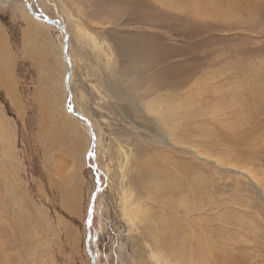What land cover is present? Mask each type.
Segmentation results:
<instances>
[{
  "label": "rangeland",
  "instance_id": "obj_1",
  "mask_svg": "<svg viewBox=\"0 0 264 264\" xmlns=\"http://www.w3.org/2000/svg\"><path fill=\"white\" fill-rule=\"evenodd\" d=\"M18 1L0 0V129L6 132L4 139L0 137V246L3 247L0 264H90L84 240L95 178L88 164L82 166L86 135L76 120L73 121L80 136L62 129L58 119L62 110L59 89L62 69L54 28L45 23L52 28L47 36L53 44L44 36L29 35L27 21L15 5ZM252 1L255 4L248 7L243 3L236 6L228 0H199L197 6L195 0L187 6L171 0H153L154 7L167 12L168 18L152 20L168 24L163 31L165 35L179 34L177 40L171 36V43L177 42L182 48L187 90L196 91L197 97L188 109L194 108L198 114L186 122V127L193 131L203 151L199 158L187 151L182 158L194 164L203 185L210 186L201 194L208 205L197 218L207 228L203 241L216 246L215 264H264V203L248 177L238 172L242 168L214 165L212 156L217 152H234L250 159L255 156V165L249 167L257 174L264 194V130L245 137L239 147L224 139L247 126L244 121L253 115V104L264 88V0ZM31 3L35 11L60 18L70 31L74 28L71 88L78 94L84 93L87 101L81 99L80 104L84 109L92 107L96 113L93 120L97 122L101 140L99 153L96 141V163L102 186L94 201L91 229L94 252L100 264H153L149 257H137L136 247L146 253L144 244L137 240L143 223L135 218V228L128 230L124 207L139 202L148 215L170 210L148 198L149 194L143 193L139 200L133 195L130 178L135 169L127 155L140 119L131 121L108 107L99 56L91 48L90 39L75 30L74 14L86 31L94 29L89 33L97 36L102 30L93 22L97 19L86 16L93 9L76 8L70 0H31ZM93 3L99 4L96 0ZM100 4L102 11H113L110 3ZM119 6L122 12L119 20H129L128 14H123L124 5ZM102 19L108 17L103 15ZM65 104L64 110L69 113ZM71 145L74 151L70 152ZM230 167L236 171L227 169ZM210 217L213 221L208 220Z\"/></svg>",
  "mask_w": 264,
  "mask_h": 264
},
{
  "label": "bare ground",
  "instance_id": "obj_2",
  "mask_svg": "<svg viewBox=\"0 0 264 264\" xmlns=\"http://www.w3.org/2000/svg\"><path fill=\"white\" fill-rule=\"evenodd\" d=\"M86 1L90 4H87ZM94 1L95 0H70V2H72L73 6L76 8H84L86 10L89 8L93 9L91 12H88V15L86 16L97 19L93 22L99 26V30L100 28L102 29L101 31L98 30V33L96 32L97 36L89 33L94 29L92 31H86V29L82 26L78 16H74L75 14L71 15L76 21L75 30H77V34L84 35L85 37L89 38L90 43L92 44L91 48H93L94 52L97 54V56H99V62L101 64L99 69L101 70V75L104 78L103 83H105L106 86L105 95L108 98V107L118 111L123 118L131 119V121L136 122L135 119H140L139 122H136L138 125L136 130L137 134L135 133L136 137H134L131 147L132 149L127 155V157L130 156V162H132V167L135 169L133 176L130 178L134 191L133 195L139 200V198L143 196V193L145 195L149 194L148 198H151L155 203L160 204L163 208L170 210V213L161 212L148 215L146 214L148 212L144 211L145 209H142L141 206H139V202L136 203L138 205L135 204L130 208H127V205H125V214H127L128 217V220L125 221H127L128 230L135 228L133 221L135 218H139L138 220L143 223L141 228L142 230L140 231V237L137 236V240L139 241V244H141L140 241L144 244L146 253H144V249L143 251H139L136 247L134 249H136L138 252L137 257H149V261H153V264H215V258L217 255L214 253V248H216V246L214 247V244L209 245L206 243V241H203L205 238H207V228L206 225H202L203 223L200 221L201 218H197V214L203 211L208 205V203L205 202V199V201L202 200L201 194L207 192L210 186H208L209 188L205 187L202 183V180H200V178L197 176L200 174L198 173L197 167H193L194 164L182 158L186 151L187 153L189 152L190 154L199 158L202 155L200 151L203 150L199 149L198 142L194 135H192L193 131L191 130L192 132H190V129L186 127L187 121H191L197 117L198 113L194 108L188 109L192 105L191 102L197 96L195 90H187V79L185 77L186 72H184L182 69V48L180 45L176 44L177 42L175 44L171 43V39L175 38L177 40L178 38L176 36H179V34L174 33V35H165L166 33L164 34L163 31L164 29L168 28V24L163 23L162 21L158 22L156 20H152L154 17V19L159 18L161 20L168 18L167 12L165 14L163 11H158L154 7L153 0H96L99 2L98 5H95L94 3L92 4ZM101 1L110 3L109 6L113 8V11H102V4H100ZM171 1H175L181 6H187L193 0ZM228 1H230L232 4H236V6L247 4V6L250 7L255 4V1L252 0ZM28 2L32 5L31 0H28ZM84 2L86 4H84ZM195 2L197 6L199 0H195ZM120 4L121 6L122 4L124 5L123 14H128V17H130L129 20H119V17L122 13L119 9L121 8L119 6ZM15 5L21 16H23V18L27 21L28 34L30 35L32 33L35 37L44 36L49 42L53 44L52 38L47 36V33L49 34L52 28L48 27L45 24L46 22L34 20V17H31L32 15H28L25 11L26 9H24L26 5L24 4L23 0L15 2ZM200 6L201 5L199 4L198 7ZM107 12L109 13L106 14ZM40 13L44 14L43 12ZM44 15L51 18L50 15ZM103 15L107 16L108 20H103ZM58 19L61 20L60 18ZM61 23L63 24L67 33L68 48L66 55L63 54L64 34L60 30L55 28L52 29L55 30V36L58 41L57 47L59 51L57 56L59 57L58 60L60 63L59 66H61L60 69H62V79L59 84L61 93L60 108H62V110L60 111V116L58 119L62 129L67 128L68 132H71L75 135H81L77 131L76 122H78L81 128H83L87 138L86 139L84 137L83 142V166L91 162V160L88 161L84 159L86 151L89 149V129L86 126L84 120L77 119L71 116L69 113H66L64 110V104L68 98V92L66 90L64 78L65 72L67 73L69 71L68 85L70 90H73V92L71 90V96L74 109L80 114L84 115L90 121L92 130L95 134V144L98 140V153L101 140L99 132L96 130V121L93 120V117L96 116V113L92 107L84 109L80 104L81 99L83 102L87 101L86 95L84 93L78 94L73 88H71L72 83H70V79L72 77V72H74V59L71 52L73 39L71 31L74 28L70 31L64 21H61ZM238 28H240V26H237V29ZM157 29L162 32H157ZM68 49H70V51ZM51 51L56 56L55 50L52 49ZM95 53H93V55H95ZM67 57L70 60V69L66 60ZM64 58L66 62L64 61ZM171 58L173 59L172 61ZM248 93L250 94V92ZM261 96L262 98L260 99ZM260 97L256 98L257 101L253 104V115L249 116L247 121H244L247 123V126L242 127V130H235L237 131L236 133H229V135H231L230 137L229 135L225 136L224 139L226 142H229L230 145L239 147L240 144L245 142V137L253 136L255 132L264 130V88ZM73 120H76V122ZM196 125L199 126L200 124ZM250 125L251 127L253 126L254 129L252 128L250 130ZM129 131L133 132L132 130ZM5 133L6 132L3 131V128L2 130L0 129L1 139H4ZM72 149L74 151V146L71 145L69 147V151L71 152ZM94 154L95 158L97 159L98 154H96V145L94 148ZM212 156H214L215 159L214 165L238 166L239 168H242L241 171L238 172L248 177L249 181L256 189L260 199L264 203V194L260 191L261 184L258 183L260 180L258 179L257 174L252 172V167L255 165V156H252L253 158L251 159L248 156V159L244 156L235 155L234 152L231 154L217 152L212 154ZM227 169H231V167ZM231 170L236 171V169ZM242 170H244L245 173ZM76 187L73 190L74 200L77 199L78 194ZM1 200H4V198L2 199L1 197ZM206 209L208 210L209 207ZM94 213L95 209L93 205V215ZM213 217H210L211 219L208 220H212ZM226 221L230 222L228 219H226ZM212 230L213 228L211 231ZM6 240H8V238ZM91 241L92 235L90 236V248L95 256V264H100L98 254L94 252ZM0 248L3 247L0 246ZM3 256L4 255L2 253V258Z\"/></svg>",
  "mask_w": 264,
  "mask_h": 264
},
{
  "label": "water",
  "instance_id": "obj_3",
  "mask_svg": "<svg viewBox=\"0 0 264 264\" xmlns=\"http://www.w3.org/2000/svg\"><path fill=\"white\" fill-rule=\"evenodd\" d=\"M23 1H24V4L26 5L27 11L29 12L30 15H32L37 20H41L43 22H46L47 24L51 25L53 28H55L57 30H60L64 34L63 54L66 55L67 54V48H68L67 47V33H66V30H65L63 24L61 23V21L58 18L51 19L48 16H46L40 12L35 11L34 8L32 7V5L28 2V0H23ZM66 60L68 63V67L70 69V60L68 57L66 58ZM68 79H69V71L66 73V76H65V86H66V90L68 92V98L66 101V110L75 118L84 120V122L86 123V126L89 129L90 143H89L88 152L86 154V160H88V161L91 160V162L88 163V165L91 168V171H92L93 176L95 178V188L91 194L89 204H88V209H87L86 234H85L84 246H85V252L89 257L90 264H95V256L92 253V250L90 248V236H91L94 200H95V197H96V194L98 193V191L101 190V180H100L101 172L97 166L96 158H95V154H94V148L96 145L95 144L94 131L92 130L90 121L84 115L80 114L79 112H77L74 109V106L72 104L71 90H70L69 85H68Z\"/></svg>",
  "mask_w": 264,
  "mask_h": 264
}]
</instances>
